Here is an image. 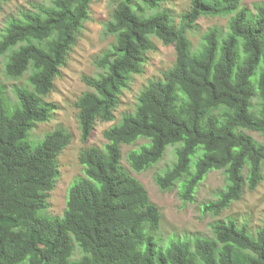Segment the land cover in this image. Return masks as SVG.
<instances>
[{
  "label": "clouds",
  "instance_id": "clouds-1",
  "mask_svg": "<svg viewBox=\"0 0 264 264\" xmlns=\"http://www.w3.org/2000/svg\"><path fill=\"white\" fill-rule=\"evenodd\" d=\"M0 114L124 182L49 264H264V0H0Z\"/></svg>",
  "mask_w": 264,
  "mask_h": 264
},
{
  "label": "trees",
  "instance_id": "trees-1",
  "mask_svg": "<svg viewBox=\"0 0 264 264\" xmlns=\"http://www.w3.org/2000/svg\"><path fill=\"white\" fill-rule=\"evenodd\" d=\"M259 32V29L248 31L253 46L257 44ZM26 137V129L0 114V230L8 229L0 232V247L19 248L23 244V250L34 256L35 264H49L50 257L66 246L69 228L98 246H107L101 241L100 226L110 210L113 187L120 189L124 183L120 176L112 170L105 172L98 163L94 164L95 173L90 170L88 175L102 184V190L95 191L91 181L82 180L68 190L63 220L45 216L43 211L48 207L50 192L59 175L56 160L59 141L50 137L43 145L33 147ZM89 163H92L91 159ZM85 216H88L87 220ZM129 264L148 262L133 259ZM160 264H164L163 260ZM229 264L243 262L230 258Z\"/></svg>",
  "mask_w": 264,
  "mask_h": 264
},
{
  "label": "rangeland",
  "instance_id": "rangeland-1",
  "mask_svg": "<svg viewBox=\"0 0 264 264\" xmlns=\"http://www.w3.org/2000/svg\"><path fill=\"white\" fill-rule=\"evenodd\" d=\"M35 147L33 144H31ZM58 179L56 181L55 188L50 192V196L48 198V207L43 211V215L48 217H61L65 208L61 201H64L67 204L68 190H69V182L71 180V170L65 169L58 161ZM141 182L144 183L146 178H140ZM165 201L161 198V203L163 204ZM8 230V229H7ZM7 230H0L6 232ZM10 231V230H9Z\"/></svg>",
  "mask_w": 264,
  "mask_h": 264
}]
</instances>
